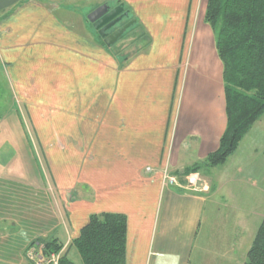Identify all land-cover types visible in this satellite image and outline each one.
<instances>
[{"label": "crops", "instance_id": "crops-1", "mask_svg": "<svg viewBox=\"0 0 264 264\" xmlns=\"http://www.w3.org/2000/svg\"><path fill=\"white\" fill-rule=\"evenodd\" d=\"M84 2L0 0V264H35L29 251L42 255L50 238L83 264L72 243L106 213L126 217L125 264H194L200 234L228 220L223 208L254 221L255 236L261 119L223 165L193 173L199 186L189 174L180 187L163 183L164 169L204 164L227 126L208 0H101L95 8L133 13L147 38L124 59L79 11ZM246 233L238 225L237 246Z\"/></svg>", "mask_w": 264, "mask_h": 264}, {"label": "trees", "instance_id": "trees-1", "mask_svg": "<svg viewBox=\"0 0 264 264\" xmlns=\"http://www.w3.org/2000/svg\"><path fill=\"white\" fill-rule=\"evenodd\" d=\"M205 20L215 32L224 67L227 126L219 148L207 156L204 164H194L177 176L197 173L203 165H223L264 115V0H208ZM126 240V217L106 213L92 216L72 244L83 264H125ZM42 243V256L49 258L56 253L60 254L59 264H77L62 251L58 239ZM245 264H264V218Z\"/></svg>", "mask_w": 264, "mask_h": 264}, {"label": "rangeland", "instance_id": "rangeland-1", "mask_svg": "<svg viewBox=\"0 0 264 264\" xmlns=\"http://www.w3.org/2000/svg\"><path fill=\"white\" fill-rule=\"evenodd\" d=\"M84 4L80 7L79 11L82 12L85 16L95 8V5H98L101 0H84ZM90 3V4H88ZM114 5L113 1L111 2ZM130 18H126L122 23L126 22V20H132L133 13L130 14ZM121 23V24H122ZM93 27V25H92ZM94 29V27H93ZM96 31V29H94ZM98 32V31H96ZM125 34V35H124ZM124 36L120 37L118 41L115 43L116 48L121 49V58L129 57L132 54L140 51L141 47L147 44V38L143 34L141 28L137 27V24H133L129 29L124 32ZM99 35V34H98ZM116 51V50H115ZM118 51V50H117ZM262 122H264V115L261 117ZM257 128V127H256ZM255 128V129H256ZM254 137L251 140H263L262 134L254 133ZM166 170V169H164ZM168 171V170H167ZM169 172V171H168ZM170 173V172H169ZM172 174V173H171ZM176 175V174H175ZM194 174H189L187 177L188 186H199V181L196 178L190 180ZM163 176V172H162ZM177 176V175H176ZM252 208V204L249 205ZM224 213H228V220L223 217V220L216 222L215 226L209 229H206L200 234V237L197 239V243L195 246V251L193 253L194 264H243L245 255L250 248V244L254 238L255 232V224L254 221H237V214H233V211H229V209L224 211ZM50 207H43V213H50ZM233 214V215H232ZM48 217V215H46ZM42 216V221L46 218ZM262 221V220H261ZM261 221L256 220L255 223ZM244 223V224H242ZM238 225L245 226L246 235L244 239H240L238 246L235 244L237 240H233L234 234L236 232V228ZM232 244V245H231ZM248 246H245L247 245ZM43 244H39V248L42 249ZM63 251V250H62ZM69 256L71 258L74 257L72 251L68 250ZM246 262V261H245ZM59 264V263H58Z\"/></svg>", "mask_w": 264, "mask_h": 264}, {"label": "water", "instance_id": "water-1", "mask_svg": "<svg viewBox=\"0 0 264 264\" xmlns=\"http://www.w3.org/2000/svg\"><path fill=\"white\" fill-rule=\"evenodd\" d=\"M127 17H129V11L125 10L122 4L112 7L108 3L96 7L87 16L107 46L114 45L124 32L136 23V19H132L112 31L123 21V18Z\"/></svg>", "mask_w": 264, "mask_h": 264}, {"label": "built area", "instance_id": "built-area-1", "mask_svg": "<svg viewBox=\"0 0 264 264\" xmlns=\"http://www.w3.org/2000/svg\"><path fill=\"white\" fill-rule=\"evenodd\" d=\"M147 171L151 172V168H147ZM193 179V177H190V180ZM163 183L165 185H171V186H182V184L179 181L178 176L169 173L167 170L163 171ZM28 256L30 259L35 260V264H58L59 263V257L60 254L53 253L49 258H46L42 255H39L34 249L30 250L28 253Z\"/></svg>", "mask_w": 264, "mask_h": 264}, {"label": "flooded vegetation", "instance_id": "flooded-vegetation-1", "mask_svg": "<svg viewBox=\"0 0 264 264\" xmlns=\"http://www.w3.org/2000/svg\"><path fill=\"white\" fill-rule=\"evenodd\" d=\"M125 19H126V18H123V21H124ZM127 19H128V17H127ZM123 21H122V22H123ZM128 21H129V20H126V22H124V23L121 22L122 24L120 23L119 25L115 26L114 29H112V31L115 30V29H117L118 27L122 26L123 24L127 23Z\"/></svg>", "mask_w": 264, "mask_h": 264}]
</instances>
